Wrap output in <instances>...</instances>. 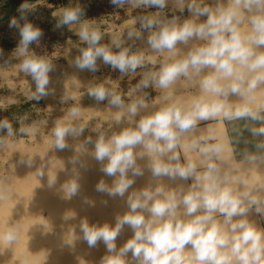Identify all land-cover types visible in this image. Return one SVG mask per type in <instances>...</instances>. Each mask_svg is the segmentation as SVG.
Here are the masks:
<instances>
[{
  "label": "clouds",
  "instance_id": "1",
  "mask_svg": "<svg viewBox=\"0 0 264 264\" xmlns=\"http://www.w3.org/2000/svg\"><path fill=\"white\" fill-rule=\"evenodd\" d=\"M110 3L118 8L127 4L132 9L157 10L133 20L149 33L146 44L156 55L133 52L123 46L124 40L102 44L103 33L95 21L82 19L85 9L77 3L52 14L58 17L57 28L67 27L84 45L78 48L72 65L81 72L96 73L99 61L118 70L121 78H134L146 63L155 67L156 56L163 60L157 69L140 73L141 78L127 93L108 87L110 79L88 89V96L97 103L107 101L118 109L116 125L126 122L128 126L111 135L99 126L92 128L95 139L85 138L68 163L78 177L77 167H86L82 155H90L103 177L95 191L120 199L126 210L112 222L80 220V235H70L65 243L72 246L81 241L94 249L102 242L105 254L99 264H264V182L250 184L233 175L225 167L228 157L223 142L201 128L210 121H243L254 138V148L264 152V139L255 140L264 138V0ZM169 3L179 15L162 16ZM31 7L22 3L19 19L12 18L9 27L19 32L13 55L20 58V71L35 84L30 98L39 101L55 95L50 87L54 66L30 50L43 35L27 19ZM185 11L188 16L182 18ZM127 39H142L141 31L131 28ZM177 45L187 47V52ZM178 83L193 86L195 94L187 100L174 99ZM148 88L163 95L150 99L144 91ZM70 99L73 97L64 96L61 103ZM81 115V109L73 106L67 122H56L52 134L57 150L69 148L66 138L83 135L85 125L74 123ZM0 129H7L9 135L13 132L7 120L0 121ZM247 159L256 161L260 156L249 154ZM146 173L147 184L134 188L136 179ZM38 174L43 172L38 170ZM166 181L174 182L175 187ZM55 183L52 176L48 185ZM61 187L65 198L80 190L76 179ZM85 203L95 206L92 200ZM101 203L107 206L108 200ZM74 218V213L63 217L65 221ZM126 229L131 237L118 246V237ZM17 237L16 229L10 228L0 233V243L11 245Z\"/></svg>",
  "mask_w": 264,
  "mask_h": 264
},
{
  "label": "rangeland",
  "instance_id": "2",
  "mask_svg": "<svg viewBox=\"0 0 264 264\" xmlns=\"http://www.w3.org/2000/svg\"><path fill=\"white\" fill-rule=\"evenodd\" d=\"M83 1L84 0H64V4H82ZM206 2L212 3L213 0H206ZM45 7L46 6L42 8L38 7V9L42 12L44 18H48L51 13L49 10L45 9ZM36 8L37 7L32 9L33 12L26 14L27 19L30 22H32L31 20ZM145 10L147 11L148 9H132L130 5H127L128 15L124 17L122 22H120V25L117 29L109 27L108 25H102L100 23L96 24V26L104 35L101 43L110 44L112 40H124L125 43L123 46L131 47L133 52L143 51L146 57L155 56L156 54L152 53L146 44V39L149 33L143 29H140L138 20L135 24H133V20L139 17L138 13H142ZM151 10L157 11L156 9ZM170 12L173 14H169ZM174 14L179 15V13H174L172 5H168V7L163 10L162 16L166 15L168 18H171V16ZM187 16L188 13L185 11L182 18ZM82 19L85 18L82 17ZM41 26L47 28L45 24L39 23V27ZM133 27L141 31L142 39H127V32ZM11 35L6 33L0 35V102L2 103L0 104V121H9L13 130L12 134L9 135L7 129H0V145L4 144L8 139L12 144H14L10 150H0V178H2L0 206H2L4 202L7 203L12 201L11 193L13 187L17 186L18 183L26 179L30 174L33 175L38 170H42L43 168L48 170L49 174L52 172H58V170H60L62 166L67 163V158L69 156H73L78 151H80V145L83 143L85 138L91 136L93 139H95L96 133L91 131L92 128L99 126L102 131H105L108 135H111L112 132H118L122 127L128 126L126 122L116 125L114 123V116L116 113L109 111L111 106L108 105L107 101L97 103L94 99L90 98L87 94L89 88L105 79H110L112 83L107 85L108 87H115L117 91L127 93L129 89L134 86L141 78L140 73L157 69L160 62L163 60L162 56H156L157 59L155 67H153L152 64L146 63L143 69H137V75L134 78H130L129 76H124L121 78L119 71L111 77L104 75L102 70L106 66L99 61V71L96 73L87 71L81 72L76 69L71 62L77 55H79L78 48L83 47L84 45L79 42L78 37H76L73 32L69 31L67 27H56V29L43 32V35L39 41L29 46L30 50L35 52L36 55L47 58L54 66V71L50 73L52 80L50 87L55 89V95L36 101L30 98L32 92L35 91V84L30 76L20 71L18 68L20 64V58L13 55V52L20 39L18 30L14 37H11ZM177 47L181 49L183 53H186L188 50V48L184 45H177ZM59 78H62L63 83L56 85L55 81ZM144 91L150 94V99L160 97L163 94L159 91L153 90L152 88H148ZM195 92L196 89L193 86L188 85L187 83H181V86H178L177 89H175L173 98L187 100L191 95H194ZM64 96L73 97V99L68 100L66 103H61V99ZM125 100L127 102V97H125ZM73 106H78L82 113L78 119V122L76 120L74 123L85 125V132L79 138H66L69 148L60 151L54 146L55 138L52 134V129L55 127L57 121L67 122L69 109ZM151 110L154 109H150V111ZM144 114L146 113L141 112V115ZM136 119H139V117ZM41 121L45 122L43 126L40 124ZM34 126L36 128H34ZM22 139L25 140L28 147L33 149L32 152H34V157L36 158L37 162L35 161V158L31 160V162H23V154L18 150L17 147ZM89 147L90 148L88 151L91 150V146ZM85 157L91 158V156L88 154ZM19 161H21V170L19 167H16V169H11V165H16ZM31 165L34 167H31ZM85 165H87V163H85ZM35 168L37 170H34ZM86 168L87 166L82 168V170ZM87 179L88 180L85 185L81 187L83 192L86 188L91 187V180H94V177L89 175ZM169 184H171L172 187H175L174 182H169ZM136 185L137 183H135L133 187H137ZM101 195L106 196V194L102 193ZM5 196L8 197L5 198ZM41 202L42 201H37L33 205H29L30 207H27L26 210L24 208L21 210H25L24 212L28 217L32 216V214L34 216H47V210L42 208L45 203L44 201L42 202L43 204ZM17 211L19 210L15 209L12 211V213L7 212L10 213L9 215L4 214L3 216L6 219L17 220ZM23 223L21 224L22 226L20 229H16L17 224H15V221H7L1 228L0 233H4L10 228H15L18 235H23V238L20 242H22L23 245L26 244L25 250H30L29 253L35 257L33 261L29 262V264H42L41 260L36 257L38 255L36 251L39 240L36 236L35 238L28 240L29 236L34 235V231L32 227L26 226V224ZM33 240L35 242H31ZM3 247L4 244L3 246L0 245V250ZM19 253L20 249L11 250L8 253L2 252L0 255V264H6L10 261L11 264H22V258Z\"/></svg>",
  "mask_w": 264,
  "mask_h": 264
},
{
  "label": "bare ground",
  "instance_id": "3",
  "mask_svg": "<svg viewBox=\"0 0 264 264\" xmlns=\"http://www.w3.org/2000/svg\"><path fill=\"white\" fill-rule=\"evenodd\" d=\"M55 82H56V85H58V84H62L63 80L62 78H59ZM178 86L180 87L181 83H178L175 86L173 91H175V89H177ZM0 104L2 103L0 102ZM109 111L116 113L118 109L111 107L109 108ZM40 124L43 126L45 122L41 121ZM35 126L34 128H36ZM220 132H223V130H221ZM218 137L223 138V135H218ZM12 145L14 144H12L11 141L8 139L4 144L0 145V150H3V149L10 150ZM17 147H18V150L21 151L23 154V162H31V160L35 158L34 157L35 154L34 152H32L33 149H31L30 147L26 145V142L24 139H22L19 142ZM89 148L90 147H88V149ZM86 155L87 154L82 155L81 158L84 161V163H87L86 165L87 168L82 170V168L77 167V171L79 173L78 177L75 173L72 172V165L68 163L69 159L72 157V156H69L67 158V163L63 165L62 168L58 170V172H54V173L52 172L49 174L48 170H45L43 168L42 170H40L43 172L42 176L38 174V171L34 173L33 175L30 174L29 176H27L26 179L18 183L17 186L13 187V190L11 193L12 201L7 202V203L4 202L2 206H0V221H1L0 232L5 222L7 221L9 222L10 220L15 221V224H17L16 229H20L22 226L21 224L23 222L26 224V226L32 227L34 231V235L29 236L28 240L35 238V236L38 238L39 241H38V247L36 251L38 255L36 257H38V259L41 260L42 264H99L100 258L105 254V249H104V245L102 242L98 245L97 248L90 249L87 247L86 243L81 242V241L74 242L72 246H69L68 244H66L65 241L70 237V235H77V236L80 235L79 230L77 228V225L79 224L80 220L87 219L89 223H100V224L105 223V222H112L115 215L123 214V212L126 210L124 202L121 201L120 199L113 200L107 197V195L103 196L101 195V193H98L95 191V184L99 181V179L103 177L97 171L98 166L96 165L95 161H93L91 158H87L88 156L85 157ZM35 161L37 162L36 158H35ZM20 163L21 161H19L18 164L15 163L16 165L12 164L11 169L13 168L16 169V167H19L20 169L21 167ZM33 165H31V167ZM34 170H37V169L35 168ZM89 175L93 176L94 180H91L92 182L91 187L86 188L85 191L83 192L81 190L82 189L81 187L85 185V183L88 180L87 178ZM52 176L56 177V183L55 185L49 187L48 180ZM147 178H148L147 173L145 177L137 178L136 179L137 187L135 188H140V187L145 186L147 184ZM73 179H76L77 182L80 184V190L76 196L71 197V198H65L61 186L64 183L70 180H73ZM166 183H169V181H166ZM1 184H2V178H0V192L2 190ZM7 197L5 196V198ZM86 199L94 201L95 206H90L86 204L85 203ZM102 200H108L107 206L101 203ZM37 201L38 202L44 201L45 205L42 208L47 210L48 215L44 216V215L38 214L39 216H34L32 214V216L28 217L24 211L27 209V207H30L29 205H33ZM23 208L25 209L24 211L21 210ZM15 209L19 210L16 212L18 216L17 220L4 218L3 216L4 214L9 215L10 213H7V212L12 213V211H14ZM45 210H41V211H45ZM68 213H74L75 218L65 221L63 217ZM22 236L23 235H18L17 240L13 242L11 245H4V247L1 248L0 250L1 251L0 255L2 252L8 253L14 249H20L19 255H21V258H22V264H29V262L33 261L35 257H33L29 253L30 250L28 251L25 250L26 244L23 245V243L20 242L23 238ZM130 237H131V231L126 229L121 234V236L118 237V240H117L118 246L121 245L123 242H125ZM31 242H35V241L33 240ZM0 245L3 246V243H1ZM6 264H11V261Z\"/></svg>",
  "mask_w": 264,
  "mask_h": 264
},
{
  "label": "crops",
  "instance_id": "4",
  "mask_svg": "<svg viewBox=\"0 0 264 264\" xmlns=\"http://www.w3.org/2000/svg\"><path fill=\"white\" fill-rule=\"evenodd\" d=\"M22 3L46 6L45 9L52 14L63 7L71 5H65L64 0H0V35L5 33L11 35L12 32L17 31L16 28H10L9 23L12 18L19 19V6ZM169 5L172 4L169 3ZM151 9L149 8L147 11L138 14L139 16L154 14L156 11ZM169 14L173 13L170 12ZM243 125V121L222 120L207 122V126L202 124L201 128L205 134L211 133L223 142L228 157L225 167L231 169L233 175L248 180L250 184L264 182V152H257L254 148V138L244 129ZM221 130L223 132H220ZM218 135H223V138H219ZM259 139L264 138H255V140ZM249 154H256L260 156V159L249 161L247 159ZM188 183H191V181Z\"/></svg>",
  "mask_w": 264,
  "mask_h": 264
},
{
  "label": "built area",
  "instance_id": "5",
  "mask_svg": "<svg viewBox=\"0 0 264 264\" xmlns=\"http://www.w3.org/2000/svg\"><path fill=\"white\" fill-rule=\"evenodd\" d=\"M80 5L85 9L86 13V16L83 18L95 21V24L100 23L102 25H108L109 27H112L114 29H117L120 25V22H122L124 17L128 15L127 4L124 5L123 8H118L112 5L110 3V0H84ZM31 6V9L28 10L26 14L33 12L32 9L37 7L33 13V18L31 20L36 27H39V23H43L47 26V28H44V26L39 27L42 32L56 29L57 17H54L51 13L48 18H44L42 12L38 9V7L42 8L43 6L38 4H33ZM16 33L17 31L12 32L11 37H14ZM102 72L104 73V75H108L109 77H111L116 74L118 70H112L110 66H106L102 70Z\"/></svg>",
  "mask_w": 264,
  "mask_h": 264
}]
</instances>
